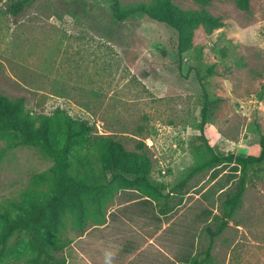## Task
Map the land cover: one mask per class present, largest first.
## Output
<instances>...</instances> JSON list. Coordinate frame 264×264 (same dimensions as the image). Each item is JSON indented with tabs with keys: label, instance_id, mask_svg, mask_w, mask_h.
I'll return each instance as SVG.
<instances>
[{
	"label": "rangeland",
	"instance_id": "rangeland-1",
	"mask_svg": "<svg viewBox=\"0 0 264 264\" xmlns=\"http://www.w3.org/2000/svg\"><path fill=\"white\" fill-rule=\"evenodd\" d=\"M12 1L0 0V94L23 97V109L33 119L59 108L126 151L134 152L142 141L150 178L166 185L165 193L199 160L194 151L202 143L193 139L199 134L193 125L204 99L210 122L204 138L214 152L259 154L264 0H250V13L238 10L234 0H210L203 7L172 0L182 11L204 9L224 23L210 35L198 27L191 49L179 60L170 28L143 15L117 23L112 0H32L16 16L6 10ZM154 1L119 0L124 7ZM70 160L74 176L102 189L81 227L69 215L57 227L67 245L56 255L65 264L187 262L207 245L204 229L234 187L232 181L211 194L214 181L205 172L182 194L174 193L172 209L163 215L136 192L119 188L120 180L110 185L112 174L101 170L94 153L74 149ZM51 165L34 148H9L0 139V227L21 214L16 207L32 176ZM228 173L225 168L222 182ZM9 248L5 264H24L33 256L24 239H13ZM211 256L214 264H264V163L250 172L241 205L215 238Z\"/></svg>",
	"mask_w": 264,
	"mask_h": 264
},
{
	"label": "trees",
	"instance_id": "trees-1",
	"mask_svg": "<svg viewBox=\"0 0 264 264\" xmlns=\"http://www.w3.org/2000/svg\"><path fill=\"white\" fill-rule=\"evenodd\" d=\"M31 1H12L6 10L16 16L25 7H29ZM193 1L202 7L210 2ZM234 4L238 10L250 13V0H234ZM110 10L117 23L143 15L147 20L170 28L175 34L172 45L178 60L191 49L193 33L198 27L201 26L210 35L224 26L219 17L212 16L206 10L182 11L172 0H155L151 5L138 4L129 7L122 6L119 0H112ZM161 55H164L163 50ZM24 103L23 97L12 99L0 94V139H5L9 148H34L50 160L52 165L47 171L32 176L31 188L22 195L19 205H14L21 208V214L7 219L0 227V264H5L7 257L12 254L9 247L13 239L26 240L33 253L24 264H65L64 259L56 255L67 245L57 227L61 226L65 215H69L74 219V224L81 227L88 217L89 206L96 202L97 190L102 189L88 185L71 173L70 156L74 149L82 150L86 155L94 153L101 170L111 172L110 185L120 180L119 188L136 192L142 200L153 203L163 215L172 209L170 201L174 193L182 194L196 176L210 172V180L214 181L210 191L208 190L211 194L230 186L233 181V189L226 192L220 202L219 213L212 217L210 225L204 229L207 245L187 262L178 263L214 264L211 256L214 240L222 234L238 211L250 172L256 165L264 163V135L259 134L258 155H217L204 138V126L210 123L208 105L204 99L200 120L193 125V129L199 132L198 135H193V139L202 143L194 151L199 160L188 170L184 179L165 193L168 187L150 178L151 163L146 152L142 150V141L138 142L134 152L126 151L112 137L94 135L92 125L85 120H73L62 109H55L50 116L33 119L31 112L24 111ZM76 162L80 163V159L76 158ZM225 168L229 169V173L222 182L220 175ZM124 175H130L132 179H127ZM50 222L54 225L50 226Z\"/></svg>",
	"mask_w": 264,
	"mask_h": 264
},
{
	"label": "crops",
	"instance_id": "crops-1",
	"mask_svg": "<svg viewBox=\"0 0 264 264\" xmlns=\"http://www.w3.org/2000/svg\"><path fill=\"white\" fill-rule=\"evenodd\" d=\"M121 217V216H120ZM119 217V218H120ZM122 218V220L124 221V218L123 217H121ZM121 220V219H120ZM125 222V221H124ZM128 223V222H127ZM129 226H131V224H129ZM79 254H81L80 252H79ZM83 256V255H82ZM132 256V255H131ZM131 256H128L129 258H132ZM81 258V257H80ZM84 259H85V257H84ZM86 264H91L88 260H87V262H86Z\"/></svg>",
	"mask_w": 264,
	"mask_h": 264
}]
</instances>
